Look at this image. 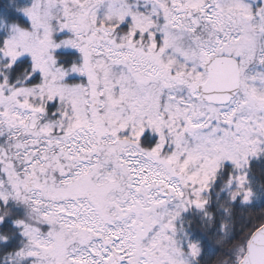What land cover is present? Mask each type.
<instances>
[{"label": "snow or ice", "instance_id": "1", "mask_svg": "<svg viewBox=\"0 0 264 264\" xmlns=\"http://www.w3.org/2000/svg\"><path fill=\"white\" fill-rule=\"evenodd\" d=\"M257 204L264 0L0 2V264H264Z\"/></svg>", "mask_w": 264, "mask_h": 264}, {"label": "trees", "instance_id": "2", "mask_svg": "<svg viewBox=\"0 0 264 264\" xmlns=\"http://www.w3.org/2000/svg\"><path fill=\"white\" fill-rule=\"evenodd\" d=\"M0 2H3V0H0ZM255 167L257 168V170H259L260 165H256ZM261 207H264V206L257 204V208L254 211H256V212L260 211ZM247 219H248V217H247V215H245L244 221L237 223V227H236L237 232H239L240 228L243 227V224L247 222ZM222 254H223L222 251H217L214 246H210L208 249V256L210 258L211 257H218Z\"/></svg>", "mask_w": 264, "mask_h": 264}]
</instances>
